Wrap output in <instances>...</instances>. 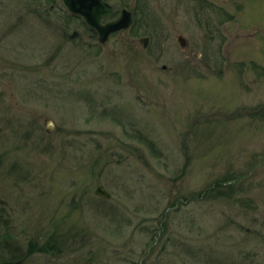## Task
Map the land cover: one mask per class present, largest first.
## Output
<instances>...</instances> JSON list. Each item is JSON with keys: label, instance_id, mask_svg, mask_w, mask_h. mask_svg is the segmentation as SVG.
<instances>
[{"label": "rangeland", "instance_id": "374dc122", "mask_svg": "<svg viewBox=\"0 0 264 264\" xmlns=\"http://www.w3.org/2000/svg\"><path fill=\"white\" fill-rule=\"evenodd\" d=\"M109 2L137 23L101 44L61 0H0V242L264 264V0Z\"/></svg>", "mask_w": 264, "mask_h": 264}, {"label": "water", "instance_id": "95a60500", "mask_svg": "<svg viewBox=\"0 0 264 264\" xmlns=\"http://www.w3.org/2000/svg\"><path fill=\"white\" fill-rule=\"evenodd\" d=\"M61 1L73 16L83 19L86 25L98 34L99 41L102 44H106L112 34L128 30L134 24L133 14L127 9H124L117 19L104 23L106 19L114 16V11L113 7L103 0ZM149 41V38L141 39V43L145 48L148 47ZM179 42L182 48L187 46V42L184 37H180ZM54 128V123L49 121L47 130L48 133H52ZM96 194L106 199H111L112 197L103 185L96 190Z\"/></svg>", "mask_w": 264, "mask_h": 264}, {"label": "trees", "instance_id": "16d2710c", "mask_svg": "<svg viewBox=\"0 0 264 264\" xmlns=\"http://www.w3.org/2000/svg\"><path fill=\"white\" fill-rule=\"evenodd\" d=\"M147 143L151 150L156 152V145L149 140ZM54 249L59 250V245H57L54 238L48 240L46 244L31 241L27 250H25L22 246H15L12 237L5 235L0 242V264H26L29 258L37 254H51Z\"/></svg>", "mask_w": 264, "mask_h": 264}, {"label": "flooded vegetation", "instance_id": "af4514ba", "mask_svg": "<svg viewBox=\"0 0 264 264\" xmlns=\"http://www.w3.org/2000/svg\"><path fill=\"white\" fill-rule=\"evenodd\" d=\"M105 2H108L109 4H111L110 2H109V0H104ZM112 5V4H111ZM113 6V5H112ZM113 8H114V6H113ZM114 10H115V8H114ZM116 12V11H115ZM135 14H136V11L134 12ZM136 17H137V15H135ZM91 37L92 38H94V39H96L98 36H97V34H95V33H93V32H91Z\"/></svg>", "mask_w": 264, "mask_h": 264}]
</instances>
